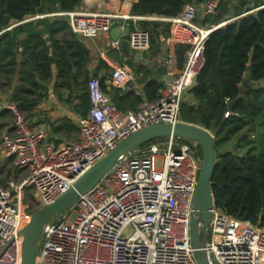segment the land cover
Segmentation results:
<instances>
[{
	"label": "built area",
	"instance_id": "obj_1",
	"mask_svg": "<svg viewBox=\"0 0 264 264\" xmlns=\"http://www.w3.org/2000/svg\"><path fill=\"white\" fill-rule=\"evenodd\" d=\"M82 1L78 9L54 13L66 19L71 33L87 39L106 36V49L119 48L118 39L112 40L109 32L129 20L128 46L141 53L149 50V33L137 26V20H158L173 29L174 46L186 47L183 62L177 66L174 50L163 47L164 40L159 52L140 58L164 69L156 100L142 96L127 67L114 69L111 82L141 98L135 110L117 109L99 79L90 77L89 109L77 121L75 139L58 146L47 143L42 130L32 132L24 112L14 104L0 106V113L11 119L10 128L0 134V150L14 168L10 179L0 185V264H21L19 231L30 215L64 193L119 141L151 124L181 121L180 103L202 69L205 41L235 19L202 24L217 13L218 0L185 4L174 17L92 11L87 6L98 0ZM261 8L264 4L254 10ZM196 146L165 137L163 146L153 142L118 157L92 189L43 225L35 264H197L190 231L201 163ZM25 195L30 198L29 208ZM209 212L202 247L208 264H264V227L230 216L214 203Z\"/></svg>",
	"mask_w": 264,
	"mask_h": 264
},
{
	"label": "trees",
	"instance_id": "obj_2",
	"mask_svg": "<svg viewBox=\"0 0 264 264\" xmlns=\"http://www.w3.org/2000/svg\"><path fill=\"white\" fill-rule=\"evenodd\" d=\"M82 0H0V62L11 57L14 64L15 51L22 48L28 55L17 71L19 87L14 90L10 101L21 111L29 113L45 95L42 82L53 79L51 65L56 64L60 86L70 92H78L79 109L84 116L89 109L86 83L90 77L85 67L90 61L89 50L76 35L73 40H63L56 53L49 55L40 34L35 32L34 24H23L11 30L13 22H20L26 16L57 10L73 11ZM206 0H132L130 14L139 17H174L185 4H201ZM264 4V0H218V11L208 16L202 24H219L231 18L233 21L214 30L203 47V66L185 93L180 103L179 117L182 122L201 126L214 136L215 165L211 176L213 203L220 211L238 219L264 227V8L254 10ZM254 10L245 16L241 14ZM52 34L67 28L64 19L40 20ZM131 26L132 22L127 21ZM137 26L149 33V54L160 51L163 40L169 37V24L149 19L137 20ZM58 26V27H56ZM56 27L57 30H54ZM26 31L27 41L17 39L20 32ZM41 46V47H40ZM184 45H175L177 66L183 62ZM123 54V51H122ZM26 63L28 66H26ZM76 67L78 74L69 75ZM134 72L140 74L142 96L156 100L163 88V67L150 64L132 65ZM3 72V70H1ZM11 72V71H10ZM83 74V86L78 77ZM258 82V87L249 86L243 91L242 83ZM99 79V78H98ZM111 101L119 110H135L141 98L133 91L111 88ZM74 90V91H73ZM39 91L36 99H29ZM67 99L66 101H68ZM7 115H1L4 119ZM8 117V116H7ZM2 124H0V127ZM158 138L141 144L142 148L153 142H164ZM179 142L189 143L188 141ZM228 145L231 148L228 149ZM227 146V147H226ZM196 153L201 156L197 144ZM5 178H0L4 185Z\"/></svg>",
	"mask_w": 264,
	"mask_h": 264
},
{
	"label": "crops",
	"instance_id": "obj_3",
	"mask_svg": "<svg viewBox=\"0 0 264 264\" xmlns=\"http://www.w3.org/2000/svg\"><path fill=\"white\" fill-rule=\"evenodd\" d=\"M131 4L132 0L131 2L128 0L125 3H123V0H98L96 2H93L92 4H89L87 8L92 11H118L121 13L128 12L130 14ZM82 5L83 1L82 4L78 6V8ZM56 12L58 11L53 10L51 12L26 16L20 22L11 23V25L7 29L11 30L23 24L37 25L35 32L40 34V38L45 43L49 55L53 53V50L55 54H57L56 49L62 45L63 40L72 41L73 37L71 31L69 30L66 19L63 16L55 15L54 13ZM44 19H49L50 22L54 20L64 19L68 27L64 30H58L50 34L43 25L38 23L40 20ZM126 24H128L127 21L121 23V25L116 26L123 29ZM56 27L54 28V30H57ZM130 27L131 26L128 24V28ZM127 37L128 33L126 35H121L118 38L119 48L108 50L106 49V44L108 41L106 36H98L96 38L87 39L78 37L76 35V39L80 40L83 45L89 50L90 61L85 67L86 71L89 73V76L96 75V77L102 81L105 89L109 91V93H111V88H120L124 92L127 91L125 88L117 86L111 82V75L114 69L119 66L127 67L136 77L134 86H136L137 89L141 90L142 82L140 81V74H136L134 72V68L132 67V65H150L143 63L140 59L141 57L151 55L149 54V51L139 53L131 50L127 43ZM17 39L20 41H27L26 31L24 30L23 32H20ZM164 41H167V44H163L165 45L163 47L170 50L174 49L175 43L172 28H169V37ZM15 53L16 55L14 58V64L11 63V57H7L5 59V64H3V61L0 62V106H3L5 103H12L10 101V97L11 95H13L14 90L19 87V80L17 79L16 74L19 68L22 67V63H25L26 60L32 63V60L28 55H26V58L25 53L21 55V47H18ZM26 66H28L27 63ZM51 68L53 71V79L41 83L44 91H46V95L37 102V105L34 107V109L28 113L27 118L29 125L32 124L33 127H38L45 133L47 143L58 146L62 143L67 142L68 140L75 139L78 131L77 121L82 116V111L79 109V93L70 92L68 89L56 83L60 80L59 78L54 80L55 76L59 74V69L56 67L55 63L51 65ZM1 70H3V72ZM73 74H78V70L76 67L71 68L69 75ZM39 93V91H36L35 93L28 95V98L36 99L37 94ZM67 99L69 100L66 101ZM3 114L7 115L8 117L6 116V118L4 119L0 118V124H2L0 129H9L11 126V122L9 120L10 117L5 112L0 113V116ZM5 120H8V123H5ZM0 163V165L2 166H9V169L11 170H8L7 172L10 176L14 168L10 165V162L7 161L3 156L1 150Z\"/></svg>",
	"mask_w": 264,
	"mask_h": 264
},
{
	"label": "water",
	"instance_id": "obj_4",
	"mask_svg": "<svg viewBox=\"0 0 264 264\" xmlns=\"http://www.w3.org/2000/svg\"><path fill=\"white\" fill-rule=\"evenodd\" d=\"M128 24L123 29L114 26L109 36L112 40L128 33ZM249 76L242 83L241 90L249 86L258 87V82L248 83ZM175 137L181 141L195 142L201 149V163L196 181L192 211L190 216V231L194 256L197 264H208L206 252L203 250L206 229L213 205L211 192V176L216 157L214 152V136L205 128L185 122L175 124H151L139 129L119 141L108 153L86 170L64 193L50 204L35 210L28 222L21 228V264H35L38 243L43 225L52 217L72 206L80 195L87 193L109 172L115 161L121 155L158 138Z\"/></svg>",
	"mask_w": 264,
	"mask_h": 264
},
{
	"label": "rangeland",
	"instance_id": "obj_5",
	"mask_svg": "<svg viewBox=\"0 0 264 264\" xmlns=\"http://www.w3.org/2000/svg\"><path fill=\"white\" fill-rule=\"evenodd\" d=\"M130 2H131V0H129ZM83 78H84V76H83V74H79V77H78V83H79V86L81 87V86H83ZM186 96V95H185ZM23 113V112H22ZM24 117H25V120H26V124L28 125L27 127L32 131V132H36V131H39V130H41L40 128H38V127H33L32 126V124H30L29 125V123H28V113H26V112H24ZM9 120H10V122H11V119L9 118ZM5 123H8V120H5L4 121ZM6 129H0V134L2 135L3 134V132L5 133L6 131H5ZM163 144H164V142H162L161 143V146H163ZM227 147V146H226ZM229 148H231V146L230 145H228V149ZM1 164V163H0ZM0 168H1V172H0V178H2V179H4L5 178V180H7L12 174H14V170L12 171V174L9 176V174H8V170H11V169H9V166H7V165H4V166H2V165H0ZM10 179V178H9ZM8 179V180H9ZM7 180V181H8ZM6 181V182H7ZM19 181V180H18ZM14 182H17V180L15 179L14 180ZM32 197H33V199L32 200H34V195H33V193H32ZM24 204L25 205H27V207L29 208L30 206H31V204H30V198L28 197V195H25V198H24ZM57 217H59V214L56 216V218ZM71 217H74V214H72L71 215Z\"/></svg>",
	"mask_w": 264,
	"mask_h": 264
}]
</instances>
